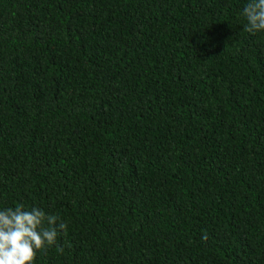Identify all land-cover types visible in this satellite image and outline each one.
Instances as JSON below:
<instances>
[{
    "label": "trees",
    "instance_id": "trees-1",
    "mask_svg": "<svg viewBox=\"0 0 264 264\" xmlns=\"http://www.w3.org/2000/svg\"><path fill=\"white\" fill-rule=\"evenodd\" d=\"M247 3L0 0V208L67 223L34 264H264Z\"/></svg>",
    "mask_w": 264,
    "mask_h": 264
},
{
    "label": "clouds",
    "instance_id": "clouds-1",
    "mask_svg": "<svg viewBox=\"0 0 264 264\" xmlns=\"http://www.w3.org/2000/svg\"><path fill=\"white\" fill-rule=\"evenodd\" d=\"M243 16L246 32H264V0H248ZM58 230H67L58 215L23 204L0 208V264H34L37 252L56 242Z\"/></svg>",
    "mask_w": 264,
    "mask_h": 264
}]
</instances>
